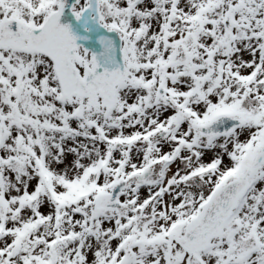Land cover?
Masks as SVG:
<instances>
[{"label":"snow or ice","instance_id":"6c2138e0","mask_svg":"<svg viewBox=\"0 0 264 264\" xmlns=\"http://www.w3.org/2000/svg\"><path fill=\"white\" fill-rule=\"evenodd\" d=\"M0 264H264V0H0Z\"/></svg>","mask_w":264,"mask_h":264}]
</instances>
